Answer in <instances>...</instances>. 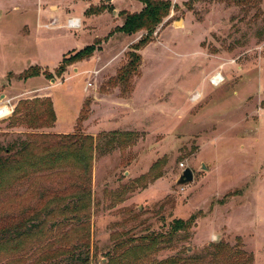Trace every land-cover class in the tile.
<instances>
[{"label":"rangeland","instance_id":"rangeland-1","mask_svg":"<svg viewBox=\"0 0 264 264\" xmlns=\"http://www.w3.org/2000/svg\"><path fill=\"white\" fill-rule=\"evenodd\" d=\"M169 1L124 90L109 81L145 33L110 32L140 3L0 0V104L10 100L14 110L49 97L60 123L13 128L11 115L0 121V145L26 133H76L83 105L80 133L117 134L110 149L107 136L98 142L88 219L66 235L86 241L88 264H264V0ZM65 14L66 25L81 19L86 30L63 28ZM96 39L90 59L55 74L63 57ZM34 66L49 77L19 79ZM186 168L193 181L176 186ZM70 184L67 174L31 176L0 196V217ZM56 217L52 234H64L70 220ZM190 218V227L172 230Z\"/></svg>","mask_w":264,"mask_h":264},{"label":"trees","instance_id":"trees-1","mask_svg":"<svg viewBox=\"0 0 264 264\" xmlns=\"http://www.w3.org/2000/svg\"><path fill=\"white\" fill-rule=\"evenodd\" d=\"M135 1L142 5V9L132 14L121 13L124 16L122 24L110 32L124 35H134L141 31L145 33L131 46V51L127 53V62L109 81L113 85L122 86L124 90L138 74L140 56L137 51L146 45L155 29L169 15L171 6L169 0ZM100 42L96 39L93 44L74 52L71 57H63L55 69V74L62 75L68 66L90 59L99 50L97 46ZM40 75L49 77L50 74L34 66L23 71L19 79L27 80ZM83 112L84 105L77 119L76 133H26L22 141L0 145V196L38 174H67L71 180V184L62 190L44 193L38 207L9 210L7 215L0 217V256L10 257L4 264L25 263L28 257H34L31 264H88L86 241L73 240L69 243L66 235L81 227L82 218L88 219L91 171L94 158L100 150L98 142L107 136L104 145L110 149L117 134H101L94 139L80 133ZM55 120L49 97L21 100L13 110L9 126L37 130L51 127ZM122 136L125 139L121 143L129 144L134 140L130 133ZM56 216H60L64 222L70 220V228L64 234H52V227L57 226L54 224ZM193 221V218L187 221L176 220L172 230L188 228Z\"/></svg>","mask_w":264,"mask_h":264},{"label":"built area","instance_id":"built-area-1","mask_svg":"<svg viewBox=\"0 0 264 264\" xmlns=\"http://www.w3.org/2000/svg\"><path fill=\"white\" fill-rule=\"evenodd\" d=\"M79 27V22L76 19H71L67 23V28L75 30ZM215 80V79H213ZM214 83V81H212ZM220 82V80H216L215 85H217ZM90 86V84H88ZM13 113V108L10 103V100H6L2 104H0V121L5 120L9 118Z\"/></svg>","mask_w":264,"mask_h":264},{"label":"crops","instance_id":"crops-1","mask_svg":"<svg viewBox=\"0 0 264 264\" xmlns=\"http://www.w3.org/2000/svg\"><path fill=\"white\" fill-rule=\"evenodd\" d=\"M67 18H68V14H65V15H63L62 16V19H64V25H61L63 28H65L66 30H72V29H69V28H67V25L65 24L66 23V21H67ZM80 21H81V19H78V22H79V26H80V28L78 29V30H80V29H83V28H81L82 26L80 25ZM86 28V27H85ZM83 30H86V29H83ZM86 47V46H85ZM83 49V48H82ZM79 50H81V49H79ZM79 50H77V51H79ZM64 55V54H63ZM85 72H87V71H85ZM84 72V73H85ZM80 74V73H79ZM79 74H77V76L79 75ZM42 89H46V88H42ZM86 91H85V87H83L82 88V93H81V96H80V98H79V101H82V99L84 98V93H85ZM48 96V95H47ZM53 104V103H52ZM78 108V107H77ZM76 108V111H74V113H73V115L71 116V120H70V127H72V125H73V122H74V120H75V118L77 117V115H78V109ZM53 109H54V107H53ZM54 113H55V119H56V122H57V126L59 127V125H60V123H58V115H57V113H56V111H55V109H54Z\"/></svg>","mask_w":264,"mask_h":264},{"label":"water","instance_id":"water-1","mask_svg":"<svg viewBox=\"0 0 264 264\" xmlns=\"http://www.w3.org/2000/svg\"><path fill=\"white\" fill-rule=\"evenodd\" d=\"M176 26L179 25V22H176ZM201 170H205V167L202 165ZM193 181V173L189 168H186L182 171L181 175L176 181V186H184Z\"/></svg>","mask_w":264,"mask_h":264},{"label":"bare ground","instance_id":"bare-ground-1","mask_svg":"<svg viewBox=\"0 0 264 264\" xmlns=\"http://www.w3.org/2000/svg\"><path fill=\"white\" fill-rule=\"evenodd\" d=\"M218 79L220 80V78H217V80H218ZM213 81H214V84H215V83H216V80H213Z\"/></svg>","mask_w":264,"mask_h":264}]
</instances>
